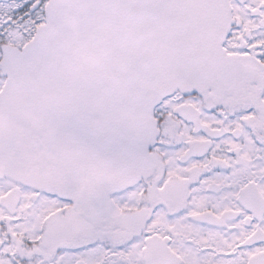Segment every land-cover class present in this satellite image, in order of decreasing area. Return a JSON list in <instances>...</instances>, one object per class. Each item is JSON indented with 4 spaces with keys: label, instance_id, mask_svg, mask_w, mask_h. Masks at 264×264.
I'll list each match as a JSON object with an SVG mask.
<instances>
[{
    "label": "snow or ice",
    "instance_id": "1",
    "mask_svg": "<svg viewBox=\"0 0 264 264\" xmlns=\"http://www.w3.org/2000/svg\"><path fill=\"white\" fill-rule=\"evenodd\" d=\"M0 264H264V0H0Z\"/></svg>",
    "mask_w": 264,
    "mask_h": 264
}]
</instances>
